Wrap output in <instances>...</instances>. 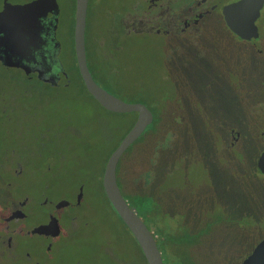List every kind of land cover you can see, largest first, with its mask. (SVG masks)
Instances as JSON below:
<instances>
[{"label": "rangeland", "instance_id": "374dc122", "mask_svg": "<svg viewBox=\"0 0 264 264\" xmlns=\"http://www.w3.org/2000/svg\"><path fill=\"white\" fill-rule=\"evenodd\" d=\"M118 4L119 0H89L87 45L101 32L103 10ZM63 23L70 35L69 20ZM205 25L197 46L188 45L190 48L176 37H127L122 43L124 52L117 56L124 64L117 70L124 72L117 78L121 83L114 94L148 107L151 99L160 96L164 120H154L152 128L130 148L128 157L134 164V153L146 152L144 146L149 150L151 138L157 137L160 141L167 138L173 145L162 159H181L177 169L159 181L163 215L166 218L175 213L166 226L167 235L176 234L175 240H180L175 262L190 256L192 264H236L264 236V197L259 194V180L255 181L262 174L254 168L264 147V113L256 114L263 120L260 124L246 111L251 100H264V60L254 59L248 46L230 36L218 19L207 20ZM174 44L179 46L178 55L172 54L169 63L162 62L163 56L171 55ZM63 46V64L71 68L70 42L65 40ZM5 91L15 96L16 120L24 115L27 119L30 114L37 116L32 133L44 130L50 139L46 153L61 156L63 171L51 183L52 197H72L81 188L79 182L84 181L78 213L88 219L86 232L91 233V240L88 250L77 245L70 255L94 254L100 264L104 260L107 263L103 264H141L136 242L98 184L104 159L118 134L116 125L122 129L128 117L106 113L85 92L67 91L46 100L37 94L26 96L19 88ZM231 126L240 138L230 151L236 155L228 159L222 144L227 142L226 130ZM166 130L168 134H164ZM258 133H263L262 137L258 138ZM186 152L197 157L183 155ZM32 162L33 168H44L43 161ZM54 162L50 164L53 171ZM21 179L33 196L45 182L32 170L25 171ZM241 214L243 219H236ZM189 243L192 245L187 247ZM105 244L108 256L102 253Z\"/></svg>", "mask_w": 264, "mask_h": 264}, {"label": "flooded vegetation", "instance_id": "af4514ba", "mask_svg": "<svg viewBox=\"0 0 264 264\" xmlns=\"http://www.w3.org/2000/svg\"><path fill=\"white\" fill-rule=\"evenodd\" d=\"M238 1L119 0L118 7L103 10L105 22L100 34L93 38L94 57L102 61L108 73L115 75L117 65L113 59L124 51L122 43L127 37H176L190 48L188 45L197 46L198 37L206 30V21L215 18L230 36L248 46L254 59L264 60V2L254 20L257 36L244 39L229 27L234 21L232 7ZM88 4L89 0L86 13ZM74 10L75 0H0V69L13 71L32 86L59 84L62 76L56 64H63V42L72 40L73 44ZM64 19L69 20L70 35ZM178 50L179 46L174 44L171 55L163 56L162 62L169 63ZM5 90L0 88V264H100L94 254L70 255L77 245L88 250L91 240V233L86 232L88 219L78 213L83 204L84 181L79 182L81 188L72 197H52L51 183L63 171L61 156L46 153L50 139L45 137L44 130L32 133L37 116L30 114L27 119L24 115L16 120L15 96ZM20 91L28 96L46 92ZM261 109L264 113V106ZM226 133L228 146L235 147L239 133L232 126ZM262 135L258 133V138ZM33 160L43 161L44 168H33ZM53 160L54 171L50 168ZM28 170L45 180L34 196L27 192L28 186L21 179ZM107 244L101 247L105 256L109 255ZM141 260V264H147L142 257Z\"/></svg>", "mask_w": 264, "mask_h": 264}, {"label": "trees", "instance_id": "16d2710c", "mask_svg": "<svg viewBox=\"0 0 264 264\" xmlns=\"http://www.w3.org/2000/svg\"><path fill=\"white\" fill-rule=\"evenodd\" d=\"M91 43L92 44H90V46H89V43H88V45L85 44V55L86 54L88 55V56L87 55L86 56H87V60H88L87 65L89 68L90 75L103 89H105L107 92L115 95L114 93L117 90V87L120 85L119 83H121V80H119L117 78H119V74L123 75L124 71H121V69L117 70V74H115V75L108 73L105 66L103 65L102 61H100V63H99V61H97V59H95V57H94V55H95V53H94V47L95 46L94 45L95 44H94V42H91ZM68 48H69V55H70L72 65H71V68H69L65 64H61V65L56 64V67L59 69L58 71L61 73V76H62V77L60 76L61 79H60L59 84H57V85L56 84L55 85H52V84H43V85L35 84L34 86H32L31 84H28L26 81H23V79L21 77L16 76L13 71H8L6 69H3V70L0 69V73L2 74V76L0 77V88L4 89V90L7 88H10L13 90H15L16 88H19L20 90H24V89H26V90L30 89V90H36V91L45 90L46 92L39 94V96L42 99H46V100L51 99L54 96H60V95H62L63 92H67V91H71V92L76 91L79 93L85 92L86 94H88L92 98V96L86 91V89L83 85V82L80 78V75L78 73V70L76 67V62H75V57H74L72 40L70 43V47H68ZM123 52L124 51H122V53ZM113 62L116 63L117 68L118 67L119 68L124 67V64H120L118 57L113 59ZM112 76L114 78L110 79V77H112ZM77 84L79 86L78 89H77ZM56 90H58L59 92H55ZM25 95L28 96L27 94H25ZM115 96L120 98L117 95H115ZM159 99H160V96L156 97L154 99H151V102H150L151 105L149 107L143 103L150 110V112L152 114V121L144 129V131L138 136V138H136L125 149V151L119 157L117 164H116V168H115V178H116V183L118 185V188H119L120 193L123 196V198L127 201L128 205L130 207L135 208L137 215L141 218V220L146 225V227L155 236L154 237L155 243L158 246V250L160 252L162 263L163 264H192V261H190V256H188V259H182V260L179 259L180 263L175 262V255H178L176 249H177V247L180 246L179 245L180 240L179 241L175 240L176 234L167 235V233H166V226L168 225V222L173 217H175L174 216L175 213L168 214L169 218L168 217L165 218L163 215V211H164L163 206H162L163 200H162V194L160 191L159 181H160V179H162L163 175H167L168 173L175 171L177 169L176 164L179 163V161L181 160V159H177L176 156H173L172 158H168V159H162V154H164L166 152H170L173 149L172 148L173 145L171 143H168L167 138H166V140H163V138H162L161 141H160V139H157V137L151 138V146H150L149 150H148V147L144 146V148L147 149L146 152H144L138 156H136V154L134 153V155H133L134 164H131V161H129V157H128L130 148L133 146V144L138 139H140L144 135V133L148 129L152 128V126L154 124V120L156 118H157V120H159L160 118H161V120H164L163 116H165V112L159 106V102H160ZM263 106H264V100L253 99L249 102L248 108H246L247 109L246 111L247 112L249 111V113L253 117V119L260 122L261 118L259 119V116H257L256 114L260 115L261 113H263V110L261 109V108H263ZM102 110H104L106 113L114 114L118 117H124V116L128 117V121L122 127V129H121V127L116 125V128L118 129L117 130L118 134L116 135L115 142L111 145L109 151L106 154V157L104 159V162H105L108 155L110 154V152L118 145L119 141L122 139V137L125 135V133L129 130V128L133 124L135 117H136V113L135 112L114 113V112L107 111L104 108H102ZM174 123H175V121H174ZM260 124H261V122H260ZM110 128H111V126H110ZM172 128L170 127L169 132ZM169 132H168V130H166V131H164V134H168ZM222 147H223L222 150L228 159H231L229 157V155H233V154L236 155L235 153H230V151L233 150L234 147L233 148L229 147L227 142L225 144H222ZM263 148L264 147H262L260 149V152H261V150H263ZM220 151H219V153H220ZM200 153H205V152L200 151ZM183 155H188L189 157H197L195 154H193V152H186ZM254 168H255V161H254ZM255 170H256V168H255ZM101 175H102V170L99 174L98 184H99L101 193H103V195H104V192H103L102 186H101ZM257 180H259V182H258L259 194L261 197H264V175H259V177L255 181L257 182ZM105 198H106V196H105ZM106 200H107V198H106ZM113 211H114V209H113ZM178 215L181 217L180 214H178ZM236 219L242 220L243 215L241 214V215L237 216ZM262 238H264V236L260 237L258 240H256L254 242V244L249 249L247 254H249V252L251 251L253 246ZM191 245L192 244L189 243L187 245V247H189ZM138 249L140 251L139 247H138ZM182 249H185V248H182ZM140 254H141L142 259L144 260V257L142 255L141 251H140ZM179 257L182 258V257H186V256L179 255ZM240 261H241V259H240ZM240 261H238V263Z\"/></svg>", "mask_w": 264, "mask_h": 264}, {"label": "water", "instance_id": "95a60500", "mask_svg": "<svg viewBox=\"0 0 264 264\" xmlns=\"http://www.w3.org/2000/svg\"><path fill=\"white\" fill-rule=\"evenodd\" d=\"M264 0H239L232 7L234 21L229 23L230 29L240 38L254 39L257 36L254 20ZM87 0H75L73 24V51L76 67L86 91L105 110L114 113L135 112L136 117L118 145L108 155L101 175V186L104 194L124 225L134 237L147 264H163L155 243V236L137 215L134 207H130L123 198L116 183L115 168L117 161L125 149L151 123L152 114L141 102H126L100 87L91 77L85 58L84 29ZM238 19V22H236ZM65 76V75H64ZM256 170L264 174V149L255 163ZM237 264H264V238L259 240Z\"/></svg>", "mask_w": 264, "mask_h": 264}]
</instances>
